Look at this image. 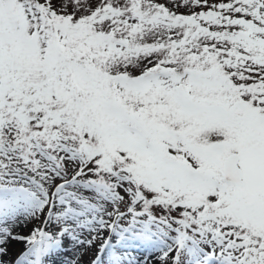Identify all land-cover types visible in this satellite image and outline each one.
<instances>
[{"label":"snow or ice","instance_id":"6c2138e0","mask_svg":"<svg viewBox=\"0 0 264 264\" xmlns=\"http://www.w3.org/2000/svg\"><path fill=\"white\" fill-rule=\"evenodd\" d=\"M69 252L264 264V0H0V264Z\"/></svg>","mask_w":264,"mask_h":264},{"label":"rangeland","instance_id":"374dc122","mask_svg":"<svg viewBox=\"0 0 264 264\" xmlns=\"http://www.w3.org/2000/svg\"><path fill=\"white\" fill-rule=\"evenodd\" d=\"M20 247H22V246H20ZM136 252H138L137 256H140V255L143 254V249H138ZM71 255H72V253L69 252L67 256L58 257V258H57L58 264H59V261H60V260H62V259H68V258L71 257ZM88 258H89V257H85V260H87Z\"/></svg>","mask_w":264,"mask_h":264},{"label":"bare ground","instance_id":"6f19581e","mask_svg":"<svg viewBox=\"0 0 264 264\" xmlns=\"http://www.w3.org/2000/svg\"><path fill=\"white\" fill-rule=\"evenodd\" d=\"M133 254H134V255H137V254H138V252H134Z\"/></svg>","mask_w":264,"mask_h":264}]
</instances>
